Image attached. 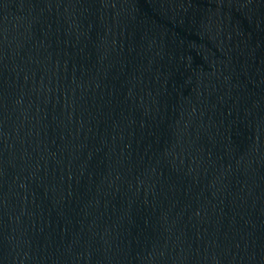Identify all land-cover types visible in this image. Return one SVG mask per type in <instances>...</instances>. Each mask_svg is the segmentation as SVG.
<instances>
[{"label": "water", "instance_id": "obj_1", "mask_svg": "<svg viewBox=\"0 0 264 264\" xmlns=\"http://www.w3.org/2000/svg\"><path fill=\"white\" fill-rule=\"evenodd\" d=\"M0 264H264V0H0Z\"/></svg>", "mask_w": 264, "mask_h": 264}]
</instances>
